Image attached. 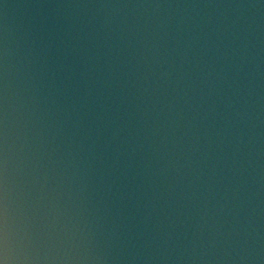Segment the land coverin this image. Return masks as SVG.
<instances>
[{"label": "water", "instance_id": "obj_1", "mask_svg": "<svg viewBox=\"0 0 264 264\" xmlns=\"http://www.w3.org/2000/svg\"><path fill=\"white\" fill-rule=\"evenodd\" d=\"M0 264H264V0H0Z\"/></svg>", "mask_w": 264, "mask_h": 264}]
</instances>
